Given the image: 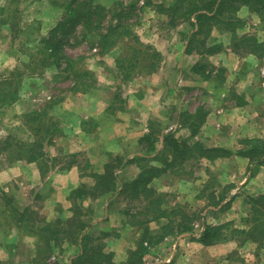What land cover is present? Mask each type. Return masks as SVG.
I'll return each instance as SVG.
<instances>
[{
  "label": "crops",
  "instance_id": "obj_1",
  "mask_svg": "<svg viewBox=\"0 0 264 264\" xmlns=\"http://www.w3.org/2000/svg\"><path fill=\"white\" fill-rule=\"evenodd\" d=\"M102 1L99 0L100 3ZM148 1H140L142 9H148L151 0ZM154 3L160 5L164 2ZM62 13L50 3L42 15L52 17L55 14L59 21ZM154 13L156 15L148 18L139 34L146 35L145 39L141 36L142 41L153 45L161 53L163 62L156 73L130 81V89L123 94L124 109L115 113L108 111L114 97L111 91L106 90L108 86L105 83L110 82L109 71L116 67L114 52L101 55L98 49H93L98 54L93 53L86 62L88 69L96 75L97 87L87 92H72L61 97L47 95L45 98L49 104L60 100L52 107L51 116L61 132L52 146L45 147L47 161L44 163V173L41 171V165L44 164L12 160L5 163L7 156L0 153L1 260L4 261L3 252L8 248L13 250V255L17 251L26 252L33 259L40 246L39 236L17 226L11 217V207L7 206L1 194L10 198L12 205L20 210L29 208L31 211H40L44 222L37 224L39 229L59 218L68 219L72 216L73 203L69 199L71 193L83 184L93 186L95 181L91 174H104L112 156L134 159L139 155V140L149 133L153 120L162 125L165 133L175 128L174 133L178 134L185 130L181 124V114L185 111L195 114L199 108H204L208 115L196 140L236 152L241 149L240 142L245 138L264 139V119L261 114L258 115L260 109L253 107L251 101V89L258 83L256 75L250 70L241 73L238 70L241 68L240 58L228 49L210 57L215 67L228 69V81L233 79V84L230 85L236 86L240 94H245L247 101L244 106L234 103L228 108L217 105L218 99L228 101L231 88L226 86V90L216 94L213 89L214 79L204 81L194 74L192 68L200 57L186 53L187 43L181 34L175 35L174 39H165L163 30L159 29L156 21L164 19L163 15L156 11ZM42 15L41 20L45 19ZM43 26L48 29L45 21ZM220 37L228 48L229 35ZM250 61L254 62L253 59ZM194 99H198L201 104L195 109H188V104ZM30 101L28 98H19L8 110L14 116H23L31 107ZM225 126L230 131L228 134L221 132V128ZM52 147L54 152L50 149ZM161 147L160 144L159 148ZM77 154L81 155L80 159L88 162L89 169L86 171L82 164L72 163L73 156ZM225 160L240 165L241 176L238 178L243 179L239 182L231 180L236 185H232L233 188L218 206H208L206 199L201 196L210 180L209 170H202L192 180H182L170 173L155 180L154 186L158 192L176 196L175 203H169L171 207L179 203L193 212H198L201 219L195 224L193 232L171 235L152 247L145 258L146 264H264V247L258 248L257 244L242 237L230 235L227 241L213 246H205L199 241L205 225L231 224L235 229H248L246 220L249 212L243 206L241 195L248 190L255 195L264 193V178H261L264 167L255 178L249 176L247 158L235 156ZM139 173L140 169L136 164H129L119 173V177L126 182L135 179ZM219 188L216 189L218 194ZM116 198L106 196L96 201H88L85 205H92L95 210L93 229L112 233L106 244L107 250L114 254L115 263L126 264L130 251L137 247L142 237V230L129 223V218L121 211L122 207L119 203L115 204ZM151 227L156 229L157 223H153ZM76 253V246H66L64 253L53 255L49 263L71 264ZM30 264H33L32 260Z\"/></svg>",
  "mask_w": 264,
  "mask_h": 264
},
{
  "label": "trees",
  "instance_id": "obj_2",
  "mask_svg": "<svg viewBox=\"0 0 264 264\" xmlns=\"http://www.w3.org/2000/svg\"><path fill=\"white\" fill-rule=\"evenodd\" d=\"M6 1L10 4L17 0ZM53 6L61 8L64 16L51 30L49 36L39 41L43 54L41 65L57 68L56 80L59 78L71 80L73 92L91 90L95 87L97 79L92 71L82 68L80 64L82 59L75 60L67 54L66 47L72 39L82 38L88 41L93 49L99 50L101 55L112 52L124 39L130 38L141 45L140 38L133 31L131 23L135 15L134 4L127 7L121 4L120 10L108 8L99 0H67L60 5L54 2ZM159 8V14L166 18L170 28L186 25V30L181 34L187 43L186 53L197 54L200 57L193 66L192 72L204 81H211L213 73L217 70L221 74L225 72L224 68L212 64L210 66L208 62L210 57L227 49L222 43L213 40L215 30L231 35L230 48L238 56L250 54L259 59L264 58V42H261L255 34H240L239 32L247 26V22L238 16L241 9L247 8L264 23V0H173L169 4H160ZM8 9L10 6L0 5V17L5 16ZM10 20V17L0 18V26H5ZM141 46L144 50L132 47L133 56L118 58L116 61V67L124 82L136 78L133 72L140 57L143 58L142 67L147 71V75L156 73L161 67L163 61L161 53L151 45ZM92 80L95 82L91 85ZM4 84L6 91L0 90V107L12 105L19 100L18 89L8 91L13 86L11 79H5ZM114 100L108 109L109 113L124 109L125 102L120 96L117 95ZM227 100L233 101L237 106L247 104L244 94L233 91ZM59 101L50 103L41 112L34 111L28 114L27 118L31 123L36 121L40 123L34 129L40 138L33 142H25L8 134L0 141V153L3 155L10 153L12 161L44 164L47 161L45 146H52L61 132L59 125L48 118V110ZM118 103L123 105L117 107ZM207 115L204 108H199L195 114H190L188 111L181 114L182 127L190 132L188 137H180L174 132L165 133L158 121H151L149 133L139 140V155L134 159L112 156L104 174H91L95 181L93 186L83 184L71 193L69 199L73 203L72 216L68 219L59 218L39 229L37 224L44 222L40 211H31L29 208L20 210L12 205L13 201L10 198L1 194L7 206L11 207V217L17 226L40 237L39 250L33 259V264H52L49 263L52 256L56 253L63 254L66 246L77 247V253L71 264H116L114 254L107 250L106 244L112 233L93 229L95 210L92 205H85L88 201H96L106 196L117 197L115 204L119 203L118 205L122 207L121 211L129 218V223L142 230V237L137 247L130 251L126 264H146L145 258L152 247L159 245L171 235L193 232L201 215L179 203L171 207L167 201L168 195L156 190L155 180L168 173L175 177L189 176L188 168L199 167L204 161L213 164L217 160L234 156L249 160L251 176L258 174L264 167L263 138L242 140L240 145L243 147L236 152L209 147L196 140ZM262 117L264 119V114ZM160 144L161 148H159ZM80 157L81 155L78 154L73 156L72 163L82 164L83 170L86 171L89 169V164L86 159ZM129 164H136L140 173L135 179L123 182L119 173ZM45 167L46 164L41 165L43 173ZM217 187H222V184L216 186V183L208 182L202 191L201 196L206 199L208 206L220 205L233 188L230 186L227 189L224 186V190L218 194ZM245 203L249 206L246 220L248 229H235L231 224L205 225L199 239L200 243L213 246L227 241L230 235L258 244L264 243V193L248 196ZM229 204L230 202L227 206ZM153 223H157L156 229L151 227ZM0 264H5V261L0 259Z\"/></svg>",
  "mask_w": 264,
  "mask_h": 264
},
{
  "label": "rangeland",
  "instance_id": "obj_3",
  "mask_svg": "<svg viewBox=\"0 0 264 264\" xmlns=\"http://www.w3.org/2000/svg\"><path fill=\"white\" fill-rule=\"evenodd\" d=\"M66 1L67 0H17L16 2L9 4L6 0H2L0 3V5L5 7L10 6V9L7 10L6 15L1 16L0 18H11L10 22L8 21V24H6L5 26H0V90L4 89L3 91L5 92L6 89L4 80L11 79V82H13V86L12 89H8V91L18 89L20 99L28 98L31 100V107L28 109V113L20 117L12 115V113L8 110V107L11 105L0 107V141L8 134H11L17 139L23 140L25 142H33L34 140L40 138V135L37 136L34 131V129L37 128L40 123H38L37 121L31 123L27 118L28 114L34 111L41 112L46 107H48L50 104L47 103L45 99L47 95H57L61 97L67 93L69 94L73 92V82L71 80L66 81L63 78H59L58 80H56L58 74L57 68L43 67L41 65L43 54L40 50L39 44V41L42 38L49 36L51 30H53L58 25V23L63 19L64 16V11L57 6L55 7L63 12L61 16L62 18L59 21H57V16H55V14H53L54 17L53 15L52 17L43 16V10L47 8V5L50 3L53 5V3L55 2L60 5L65 3ZM140 1L149 2L148 0H115L114 2H112L111 0H103L101 4L108 8H112L113 10H120L121 4L126 7L134 4L133 7H135V15L131 20V23L133 24V31L140 38L141 45H151L142 41L143 38L146 37V35L141 34V36L143 35V38L141 39L139 31H141L145 23L147 24V21L149 20L148 18H150L151 15H156L154 11L159 13V5L158 3H154V1L169 4L170 0H151V4L148 5V9L145 10L141 8ZM105 3L107 5H105ZM41 15L42 17H45V19L41 20ZM238 16L241 19L246 20L247 22V26L239 33L255 34L261 42H264V23L261 22L260 18L256 14L251 13L247 8L241 9ZM163 18L164 19H161L159 21L157 19L156 21L159 29L163 30L162 35L165 36V39H174L175 35H180L186 30V25L185 27H179L180 29L170 28L166 23V18L164 16ZM44 21L47 23L48 29L47 27L43 26ZM43 30L44 33H42ZM213 34V40H216L218 43L223 44V39L222 37H220V35L222 36L227 33H221L215 30ZM227 35H229V42H231V35ZM78 36H80V33H78ZM141 45L133 42L130 38L124 39L123 41H121L119 46L112 51L114 52L113 55L115 57V61H117L118 58H130L131 56H133L134 50L131 49L132 47H134L135 49L144 50ZM227 49L231 51L230 43ZM66 52L71 58L75 60L82 59V62L80 64L83 69L87 70L89 69L86 59L89 56L93 55V53L98 54L96 53L97 51H93L91 44L82 38L72 39L70 44L66 47ZM238 57L241 60V68L238 70L241 73H245L244 70H250V72H252L254 76L256 75L258 83H256L254 88L251 89L253 94L251 101L253 102V107L255 106V108L260 109L258 110V115L261 114L262 116L264 114V58L259 59L255 55L250 54H244ZM250 59H253L254 62L250 61ZM137 61L138 65L133 72V76L135 75L136 78L147 76V71L144 67H142L144 64L143 58L140 57V59ZM208 62L210 66L211 64L213 65V63H211L210 61V58L208 59ZM227 70L228 69H225L224 74H221L218 70L213 73V79L215 81L213 89L216 94L221 93V91H223L226 86L230 87L233 92L239 93L236 86L233 87L232 85H230L233 84V79L231 80V82L228 81L229 73ZM53 71L54 73H52ZM109 76L111 77V80L110 82L105 83L108 86L106 90L111 91L114 98H116L118 95L120 96V99L123 100V94L125 93V91L130 89V81H123V77L121 76V73L117 69V67L109 71ZM236 79L238 80L239 77L237 76ZM94 82L95 81L92 80L90 81V84L92 85ZM97 82L98 81H96V85L94 88L97 87ZM124 85H126V87ZM131 89H133V87H131ZM138 90L141 89L139 88ZM201 101H203V99H201ZM227 102L228 101H223L222 99H218L216 101L217 105H222L227 108L233 104V101L229 103ZM199 104H201L199 100L194 99L188 104V109H195V107H197ZM122 105L123 104L118 103L116 106L120 107ZM51 109L48 110V118H51L55 122V119L53 118V116H51ZM175 130L176 129L174 128V130L171 132H174ZM221 132H223L224 134H228L230 131L228 130L227 126H225L221 128ZM177 135L180 137H188L190 136V132L189 130L185 129L184 131L179 132ZM207 146L212 145L207 144ZM242 147L243 146H241V148ZM50 149H52L54 152V147ZM57 151L58 149H56L55 154H57ZM6 156L7 157L5 158L7 159L5 160V163H8L12 159V155L10 153H7ZM231 158H235V156ZM232 162L226 161L225 159L217 160L213 164L209 161H204L199 167L196 166L193 169L188 168L187 172H190L189 176L179 178H182V180H192L195 179L202 170L206 169L209 170L210 173L209 182L211 184L216 183V186H218L219 183L222 182V187H220L219 190L223 191V186H226L228 189L233 184L236 185V183H232L231 180H236L237 182H239V180L243 179V177H241L240 179L238 178V176H241L239 175V170L241 168L240 165H235ZM256 175L251 176L249 173V176L251 177L256 178ZM261 175V178H264V173H262ZM248 183L250 184V180L248 181ZM167 195L168 203H175L174 201L176 199V196L169 194ZM250 195H255V193H250V190H248L241 195L243 206L247 209L248 212L249 206L245 202ZM255 244L258 245V248L262 249L264 247V243ZM12 253L13 250L11 248L4 250L3 257H5V264H30L31 260L33 261L34 259H32V257L26 252L17 251L14 252V255ZM58 254L59 253H56L55 256H57Z\"/></svg>",
  "mask_w": 264,
  "mask_h": 264
}]
</instances>
